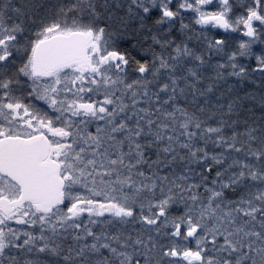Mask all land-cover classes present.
I'll return each mask as SVG.
<instances>
[{
	"label": "snow or ice",
	"instance_id": "snow-or-ice-1",
	"mask_svg": "<svg viewBox=\"0 0 264 264\" xmlns=\"http://www.w3.org/2000/svg\"><path fill=\"white\" fill-rule=\"evenodd\" d=\"M0 264H264V0H0Z\"/></svg>",
	"mask_w": 264,
	"mask_h": 264
},
{
	"label": "trees",
	"instance_id": "trees-1",
	"mask_svg": "<svg viewBox=\"0 0 264 264\" xmlns=\"http://www.w3.org/2000/svg\"><path fill=\"white\" fill-rule=\"evenodd\" d=\"M185 23H188V20H186ZM196 27H197V29L199 28V26H196ZM217 32H222V30H220V29H216V30L210 29L208 31V35L209 36H214V35H216ZM232 37H233V39H232L231 43H232L233 47H235L236 44H237L238 39L242 38V35H241V33L237 32V33H233Z\"/></svg>",
	"mask_w": 264,
	"mask_h": 264
},
{
	"label": "rangeland",
	"instance_id": "rangeland-1",
	"mask_svg": "<svg viewBox=\"0 0 264 264\" xmlns=\"http://www.w3.org/2000/svg\"><path fill=\"white\" fill-rule=\"evenodd\" d=\"M214 30H216V29H214Z\"/></svg>",
	"mask_w": 264,
	"mask_h": 264
}]
</instances>
